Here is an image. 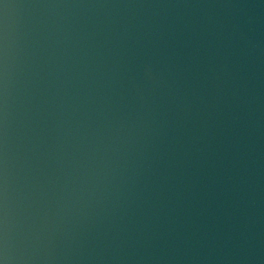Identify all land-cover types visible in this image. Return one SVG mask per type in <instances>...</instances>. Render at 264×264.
I'll return each instance as SVG.
<instances>
[{"label": "water", "instance_id": "water-1", "mask_svg": "<svg viewBox=\"0 0 264 264\" xmlns=\"http://www.w3.org/2000/svg\"><path fill=\"white\" fill-rule=\"evenodd\" d=\"M0 264H264V0H0Z\"/></svg>", "mask_w": 264, "mask_h": 264}]
</instances>
